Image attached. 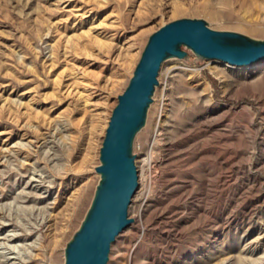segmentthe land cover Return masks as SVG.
<instances>
[{"label": "rangeland", "instance_id": "1", "mask_svg": "<svg viewBox=\"0 0 264 264\" xmlns=\"http://www.w3.org/2000/svg\"><path fill=\"white\" fill-rule=\"evenodd\" d=\"M184 18L264 41V0H0V264H64L117 96L148 37ZM256 65L162 64L107 264H264Z\"/></svg>", "mask_w": 264, "mask_h": 264}, {"label": "water", "instance_id": "2", "mask_svg": "<svg viewBox=\"0 0 264 264\" xmlns=\"http://www.w3.org/2000/svg\"><path fill=\"white\" fill-rule=\"evenodd\" d=\"M214 60L235 67L264 62V41L211 30L202 19H178L152 33L122 94L111 111L99 149V176L89 208L64 248V264H107L111 245L132 224L128 207L138 187L134 140L144 128L159 86L162 64L170 59Z\"/></svg>", "mask_w": 264, "mask_h": 264}, {"label": "bare ground", "instance_id": "3", "mask_svg": "<svg viewBox=\"0 0 264 264\" xmlns=\"http://www.w3.org/2000/svg\"><path fill=\"white\" fill-rule=\"evenodd\" d=\"M260 66H262V65H261V64H260V65H256L254 68H258V67H260ZM10 258H13V257H10ZM10 258H9V259H10ZM9 259H8V260H9Z\"/></svg>", "mask_w": 264, "mask_h": 264}, {"label": "trees", "instance_id": "4", "mask_svg": "<svg viewBox=\"0 0 264 264\" xmlns=\"http://www.w3.org/2000/svg\"><path fill=\"white\" fill-rule=\"evenodd\" d=\"M214 83V82H213Z\"/></svg>", "mask_w": 264, "mask_h": 264}]
</instances>
